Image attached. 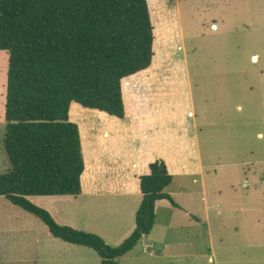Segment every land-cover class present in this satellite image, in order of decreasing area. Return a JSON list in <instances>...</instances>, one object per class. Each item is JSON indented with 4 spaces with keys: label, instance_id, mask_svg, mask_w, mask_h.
I'll list each match as a JSON object with an SVG mask.
<instances>
[{
    "label": "trees",
    "instance_id": "1",
    "mask_svg": "<svg viewBox=\"0 0 264 264\" xmlns=\"http://www.w3.org/2000/svg\"><path fill=\"white\" fill-rule=\"evenodd\" d=\"M154 42L147 0H0V51L7 53L2 142L10 166L0 175V196L38 218L52 237L94 250L100 264H119L150 233L156 201L175 205L162 160L140 177L135 229L116 247L58 225L26 197L80 193L84 163L70 105L123 118L121 81L123 87L153 67Z\"/></svg>",
    "mask_w": 264,
    "mask_h": 264
},
{
    "label": "rangeland",
    "instance_id": "2",
    "mask_svg": "<svg viewBox=\"0 0 264 264\" xmlns=\"http://www.w3.org/2000/svg\"><path fill=\"white\" fill-rule=\"evenodd\" d=\"M149 4L155 65L129 78L126 104L133 106L139 94L153 90L171 93L174 100L190 92L203 177L188 184H204L215 201L203 237L185 250L169 239L172 256L150 264H264V0ZM6 72L7 53L0 51V175L10 167L2 142ZM143 79L153 86L134 91Z\"/></svg>",
    "mask_w": 264,
    "mask_h": 264
},
{
    "label": "crops",
    "instance_id": "3",
    "mask_svg": "<svg viewBox=\"0 0 264 264\" xmlns=\"http://www.w3.org/2000/svg\"><path fill=\"white\" fill-rule=\"evenodd\" d=\"M147 3L151 19L149 0ZM176 17L178 20L177 8ZM122 81L124 116L121 119L77 103L70 105L68 119L78 128L84 163L80 193L26 199L47 211L58 225L95 234L108 246L116 247L135 229V214L142 199L140 177L150 173L152 162L162 160L172 176L165 192L175 205L167 199L156 201L152 230L118 260L119 264H150L154 258L172 256L169 239L185 250L194 244L192 240L203 237L215 214V201L207 195L204 184L202 187L188 184L190 179L196 182L194 177H203L190 92L185 90L174 100L171 93L157 94L153 90L139 94V99L129 106L123 87L131 86L130 79L123 87ZM150 86L152 80L143 79L133 89L146 92ZM3 261L8 264L101 262L94 250L52 237L38 218L0 196V264Z\"/></svg>",
    "mask_w": 264,
    "mask_h": 264
},
{
    "label": "bare ground",
    "instance_id": "4",
    "mask_svg": "<svg viewBox=\"0 0 264 264\" xmlns=\"http://www.w3.org/2000/svg\"><path fill=\"white\" fill-rule=\"evenodd\" d=\"M128 86V85H127Z\"/></svg>",
    "mask_w": 264,
    "mask_h": 264
}]
</instances>
